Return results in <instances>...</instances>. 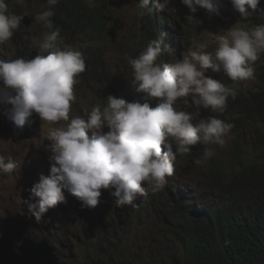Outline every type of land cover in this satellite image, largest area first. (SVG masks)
Here are the masks:
<instances>
[{
    "label": "clouds",
    "instance_id": "clouds-1",
    "mask_svg": "<svg viewBox=\"0 0 264 264\" xmlns=\"http://www.w3.org/2000/svg\"><path fill=\"white\" fill-rule=\"evenodd\" d=\"M14 2L23 5L25 0ZM58 2L47 0V10L35 17L48 30L44 33L43 49H32L31 59H0V102L10 105L8 118L17 128L29 123L33 113L49 125L65 122L61 127L49 129L46 136L50 141L44 145L50 153V176H41L30 189V199H20V204L26 203L29 212L39 220L50 208L66 203L67 191L90 214L100 202L102 189H114L111 195L116 198L115 205L123 207L132 205L140 196L163 190L167 182L175 179L180 178V182L191 187L194 180H202L208 190L209 186L217 188L223 175L229 178L237 162L225 166L211 147L225 146L231 128H236L237 113L226 112V108L228 99L236 98L237 89L222 81L226 76L229 83L255 79V64L264 55V24L252 28L233 25L216 37L213 51H207V43L194 42V48L170 64V55L183 45L180 39L174 51L162 36L149 39L141 52V45L147 39V33L144 34L134 46H138L134 56L125 53L135 86L120 83L118 89L121 85L127 87L130 98L116 97L111 92L106 104L93 105L85 119L70 117V111L77 99L74 87L86 71V55L83 57L65 43L59 28H54L51 18ZM168 2L156 0L154 6L162 11ZM86 3L89 8L97 7L96 0ZM182 3L191 13H196L199 7L210 15H219L222 7V0H182ZM231 3L242 19L257 11L264 15V9L258 8L260 0H231ZM148 6L149 0H138L136 5L145 27L150 25L143 18V10L149 9ZM21 20L22 17L9 13L6 0H0V45L10 41L21 23L26 25ZM186 20L189 24L199 23L193 15H188ZM165 51L167 56L162 66L159 58ZM209 72L215 73V78L206 75ZM116 94L121 95L119 91ZM189 98L196 112L180 107L188 106ZM201 108L216 116L201 118L198 114ZM224 118L229 121L226 123ZM262 130L264 124L260 125L261 133ZM233 145L238 143L233 141ZM17 167L11 156L0 154V170L12 172ZM24 236L35 241L47 240L54 255L65 264L55 252L63 237H54L53 244L47 237L35 239L28 233Z\"/></svg>",
    "mask_w": 264,
    "mask_h": 264
},
{
    "label": "rangeland",
    "instance_id": "rangeland-1",
    "mask_svg": "<svg viewBox=\"0 0 264 264\" xmlns=\"http://www.w3.org/2000/svg\"><path fill=\"white\" fill-rule=\"evenodd\" d=\"M9 4V13L20 12L22 19L28 17V25L23 24L20 34H15L10 41L0 45V59L11 60L15 58H33L31 50L35 47L43 49L44 32L40 30V22L35 17L46 10L47 0H25L23 5L16 4L14 0H6ZM110 13L108 19V31L104 33L102 39L97 41L102 46V57L108 63V73L105 76V69L94 67L90 63L86 65V71L79 77V83L74 87V94L77 99L72 103L70 117L81 116L87 118L93 105L99 104L103 107L106 98L113 91L118 93V85L132 83L131 69L129 68L125 53L133 57L136 42L143 39L147 33L142 16H138L136 7L138 0H103ZM163 2V0H161ZM156 6V0L154 1ZM193 15L199 23L189 24L179 12L185 11ZM162 11L168 17L172 16L173 32L177 33L179 41H185L178 46L177 52L170 55L169 64L183 58L189 48H194V42H203L209 45L207 51H213L216 47V37L223 34L233 25H242L249 28L248 19H242L237 10L234 9L231 0H222L220 14H209L205 9L199 8L196 13H191L190 9L182 3V0H169L166 8ZM22 21V20H21ZM182 25V23H185ZM148 25V24H146ZM82 37L78 35L74 40L66 41L74 50L80 51L84 55L86 43H82ZM83 45V46H82ZM134 47V48H133ZM46 49V48H45ZM102 58H98L100 60ZM96 64V63H95ZM264 64V55L255 64V73ZM98 66V65H97ZM108 75V74H107ZM215 78V73H206ZM105 81V82H103ZM232 86L253 88L254 80L232 82ZM182 110L196 112L195 106L180 105ZM10 105L0 102V154L11 156L18 167L12 172L0 170V236H8L14 244L20 243L26 233L37 237H63L61 245L57 248L60 251L61 260L65 264H85L84 253L75 247L76 240L96 237L97 221L102 214L111 219L113 215L127 211L132 205L117 207L115 197L111 195L112 190H101L100 202L95 207V211L89 214L88 208L74 195L65 191L66 203H58L43 214L39 220L29 212L26 203L22 201L30 199V189L40 181L41 176H50L51 162L50 153L46 151L44 145L50 143L46 139L49 129L61 127L65 124L60 121L49 125L40 120L39 116L33 113L30 122L22 128H17L14 122L8 118ZM201 118L216 116L213 112L201 108L199 113ZM226 123L229 118H224ZM109 129L104 127V131ZM90 135V133H89ZM252 136V137H251ZM238 138V145H233L234 139ZM215 150L217 158L221 159L225 166L233 165L237 160L248 162L257 159L264 154V130L255 137V133L235 132L231 128L226 137V144L223 147L211 146ZM144 196H140L136 201H140ZM38 199V198H37ZM32 202H35L34 200ZM135 203V202H134ZM162 210L155 207L142 222V235L149 250V261L151 264H160L157 260L156 250H152L153 245L158 243L167 247L171 245L168 220L165 218V225L160 222ZM50 236V237H49ZM165 237L164 240L161 238ZM158 240V241H155ZM162 248V250L165 249ZM128 256V255H127Z\"/></svg>",
    "mask_w": 264,
    "mask_h": 264
},
{
    "label": "trees",
    "instance_id": "trees-1",
    "mask_svg": "<svg viewBox=\"0 0 264 264\" xmlns=\"http://www.w3.org/2000/svg\"><path fill=\"white\" fill-rule=\"evenodd\" d=\"M102 1L96 0L97 7L89 8L86 0H59L51 18L64 41L74 40L78 35L82 37V43H86L84 60L86 65L90 63L94 67V71L98 68L108 70V63L102 57L103 48L97 42L109 28L110 13ZM153 2L149 0L150 10H143V18L150 25L146 26L147 39L140 50L146 49L149 39L162 36L174 51L179 37L171 24L168 25L172 16L168 17ZM45 8H48L47 2ZM258 8L264 9V0H260ZM179 13L189 15L187 10ZM182 18L185 20L186 16ZM247 19L249 28L264 24V15H259L258 11ZM22 27L21 23L13 36L20 34ZM40 30L48 31L41 23ZM166 56L167 51L159 58L162 66ZM104 75L110 77L108 71ZM229 80L226 76L222 83L236 88L238 93L235 99H228L226 108V112L237 113L235 132L246 133L253 129L259 137L260 125L264 124V64L255 73L253 88L232 86ZM126 88L121 85V95L114 96L130 98ZM234 143H238V138ZM236 162L235 171L229 178L223 175L215 189L209 186L207 190L202 180H194L191 187L179 178L167 182L163 190L150 192L142 200L135 201L127 211L117 213L111 219L102 214L97 221L96 237L75 241V247L84 253V263L151 264L148 259L150 247L143 240L144 218L141 217L159 207L162 210L160 222L165 225L166 218L171 233V245L165 247L158 243L153 245L156 249H151L156 250L160 264H264V154L248 162L240 159ZM213 174L217 175V172ZM50 239L54 244L55 238ZM55 243L59 242L55 240ZM55 252L60 255L58 248Z\"/></svg>",
    "mask_w": 264,
    "mask_h": 264
},
{
    "label": "water",
    "instance_id": "water-1",
    "mask_svg": "<svg viewBox=\"0 0 264 264\" xmlns=\"http://www.w3.org/2000/svg\"><path fill=\"white\" fill-rule=\"evenodd\" d=\"M28 25V17L22 19ZM0 264H63L54 255L47 240L35 241L24 236L19 245H14L8 236H0Z\"/></svg>",
    "mask_w": 264,
    "mask_h": 264
}]
</instances>
